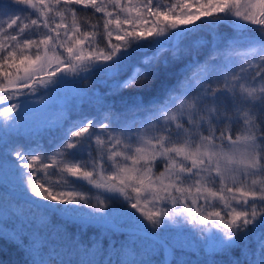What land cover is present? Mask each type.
Wrapping results in <instances>:
<instances>
[{"label":"snow or ice","instance_id":"1","mask_svg":"<svg viewBox=\"0 0 264 264\" xmlns=\"http://www.w3.org/2000/svg\"><path fill=\"white\" fill-rule=\"evenodd\" d=\"M77 5L92 15L82 18ZM224 22L232 32L214 36L203 59L193 58L190 37ZM182 47V66L158 53L136 66L142 49ZM81 72L112 77L128 101L115 111L101 105L63 129L50 156L39 145L8 149L6 141L0 151V173H18L31 213L26 264H49L43 230L59 231L57 215L127 228L132 240L116 250V264H149L138 258V232L186 224L204 226L214 251L258 237L231 264H264V0H0V103L12 101L0 111L12 124L0 132L19 123V96L38 86L54 91ZM137 90L151 99L145 103ZM85 184L99 191L86 195ZM8 215L26 214L0 197V221L7 224ZM24 229L22 221L20 231L0 234L23 247ZM79 264L101 262L85 249Z\"/></svg>","mask_w":264,"mask_h":264},{"label":"trees","instance_id":"2","mask_svg":"<svg viewBox=\"0 0 264 264\" xmlns=\"http://www.w3.org/2000/svg\"><path fill=\"white\" fill-rule=\"evenodd\" d=\"M192 2V0H191ZM162 4H168L169 0H161ZM77 8L82 9L81 16L82 18L87 16H91L93 10L92 9H83L82 6L77 5ZM195 9H192L194 11ZM101 14H96V16H100ZM34 18V17H33ZM210 19V18H206ZM95 22L94 20H90L89 23ZM83 23V19H82ZM199 23V22H198ZM250 28H256L259 26L249 25ZM232 25L224 22L221 24L214 25L209 27L207 25H203L201 29H199L196 33L192 35L189 39V44L192 47V57L195 58L197 52L200 53V59H203V54L207 49H209L213 43L214 36L218 34L228 35L232 32ZM158 53V59L163 62L164 60L173 61L174 56L178 60V66H182L183 63L187 61V52L182 47L180 50L169 48L167 51H160L158 49H142L141 51L134 54V60L136 61V66H140V61H143L145 56H153ZM180 57H183V60H179ZM104 75L101 80H92L91 77L94 75H88L87 73L81 72L79 77H76L75 80H78L79 87H83L86 85L85 93L90 92L93 98H85L82 99V102L78 104L76 111H65L61 119L57 120L60 127L55 126L50 131H47L46 134L41 135L36 140H28L23 138L22 136H14L10 139V135L8 139L0 140V151L7 150L5 148V141L7 142L8 149L15 148L23 145L24 147H35L37 145L43 147L47 154L50 156L52 154L54 142L58 139V137L62 134V130L67 128L68 123L78 122L81 120H85V118H90L94 116L101 105H104V101L102 102V96L105 97H113L112 102L115 99H122L124 97L128 101L129 93L127 90H122L120 92H116L115 90L109 94L104 95V92L99 93V89L103 87V82L111 78L110 76L104 73H96V75ZM129 74V72L127 73ZM69 75V74H68ZM87 76L86 79H82L81 77ZM71 78L67 77L69 81ZM91 83L92 85H87L86 83ZM105 86V85H104ZM103 90V89H102ZM138 94L145 96V103L148 102V99L151 97H147L142 90H137ZM84 94V93H82ZM3 95V93H0ZM95 96V97H94ZM96 97H99V100H96ZM96 100V102L94 101ZM97 103V104H96ZM112 104V103H111ZM108 107H111L113 111L117 110V105L114 103ZM106 107V106H105ZM75 114L76 121L73 120V116ZM68 122V123H65ZM86 122V120H85ZM69 127V126H68ZM32 134V133H31ZM236 133H234L235 135ZM13 135V134H12ZM11 135V136H12ZM31 139V138H30ZM12 159H15L12 156ZM59 159V157H57ZM45 163H50V161L46 160ZM38 166V165H37ZM162 170V166L158 165L154 171L159 172ZM54 171V170H53ZM53 181H58L60 177L58 175H52L50 177ZM85 194L86 195H94L99 190L92 189L91 186L85 184ZM104 195H110L108 193H104ZM7 196L9 207L12 210H19L20 212L26 214L21 215L20 219L17 220L15 217L8 215L5 217L7 220V224L4 221H0V229L11 233L14 229L20 231L21 222L23 221L25 224V229L20 233V241L23 243V247L19 246L17 241L9 239L8 237L0 234V264H26L29 257L25 252V248L27 247V240L31 239L29 235L30 225L27 224V220L31 219V213L29 212V205L25 203L24 199L17 197L16 195H10L6 192H3L2 187H0V197ZM123 200V197H120ZM111 203V202H109ZM169 207H171L169 205ZM88 210V209H85ZM36 210L33 208L32 212L34 213ZM51 219V217H49ZM56 221L59 223L60 228L59 231L55 227L50 226L48 229L43 230L44 237H46V249L45 255L47 256L49 253H52V259L49 260V264H59V261L62 259L64 264H68L69 261L73 262V264H79L81 256L85 249L89 251V254L95 253V259L100 261L101 264H106L109 259L116 264L117 256L116 250L121 248V245L126 243H131V238L127 232L118 231L114 229H109L107 226H103L98 222L94 223H82L79 220H66L63 216L57 215ZM204 226H191L184 225L183 229L180 230L183 237L191 236L190 238H194L195 241H198L197 238L200 236H205V232L199 231V229ZM176 230L171 225L168 228L163 229L168 238L170 233ZM168 231V232H166ZM162 236V234H161ZM189 238V237H188ZM189 238V239H190ZM165 241L168 242L169 239L165 238ZM189 239L185 238V242L180 243L179 245H172L173 256L169 260V264H231L232 261L235 260L239 248L243 247L245 252H248L250 248L254 247L257 243L258 237H253L251 240L245 239L243 244L234 247L232 251L226 252L223 250H211L209 247H205L204 245H192L189 243ZM168 240V241H167ZM172 244V243H170ZM55 249V252L52 250ZM59 253V255H56ZM254 258L251 254L247 257V259ZM240 259L244 261L246 258L241 256ZM149 264H162V262L152 256L151 259L147 258Z\"/></svg>","mask_w":264,"mask_h":264},{"label":"rangeland","instance_id":"3","mask_svg":"<svg viewBox=\"0 0 264 264\" xmlns=\"http://www.w3.org/2000/svg\"><path fill=\"white\" fill-rule=\"evenodd\" d=\"M192 3H195V0H192ZM190 11H192V9H190ZM126 75H130V71L129 74ZM68 77L71 78L69 82L62 84L59 88H56L54 91H50L48 88L44 86H38L35 94L19 96L17 98L18 101L17 111L21 113L20 116L18 117L19 123L11 127H8V131L6 135L3 132H0V136H3V139H8V136L10 135V139H12V137L14 136H22L23 138H26L28 140H36L38 139V137L46 134L47 131H50L55 126L60 127L57 120L62 118L63 113L65 114V111L77 112V108L75 109L74 107L78 106V104L82 102V99L93 98L92 95H90L91 94L90 92L87 93L84 92L86 88L85 84L83 87H79V84L71 82L76 77H74L72 74H69ZM103 77H104L103 74L102 75L94 74L91 77V79L101 80L103 79ZM91 83L94 82H89L86 84L92 85ZM112 85H113V78L111 77L106 79L102 84L103 87L101 88V90L99 89L97 95L100 96L99 93L101 92H104L103 93L104 95L111 93L112 91L115 90ZM124 97H122V99H115L113 102H112L113 97L107 98L105 96H102L101 98H102V102L104 101V105L106 107H108L109 104L114 103L115 105H117V109H122L123 103L127 101ZM96 100H99V97H96ZM96 100L94 101L96 102ZM11 103L12 101H8L6 103H0V111H2L4 107L10 106ZM13 115H15V113H13ZM75 119L77 118L75 117L74 114L72 121H76ZM11 124H12L11 121L6 120L3 116H0V128H4L5 126ZM71 124L72 123L69 122L67 128ZM17 175L18 173H13L12 171L7 172V174L0 173V187H2L3 192H6L10 195L12 194L14 196L16 195L17 197L24 199L23 194L20 192L19 187H17V181H16ZM84 211L87 212L89 211V209L88 210L84 209ZM94 214L99 215V213H94ZM142 222L145 223V225L147 226L146 221H142ZM86 223H94V222H86ZM118 231H124L129 234V230L127 228H120ZM152 231L153 230L149 228V231L147 233L138 232L136 234V242L140 250V256L138 258L147 260V258L151 259L152 256H154L158 258L162 262V264H169V260L173 256L172 245H179L183 241L185 242V238L189 239L191 237V236L183 237L180 230L177 231L173 230V232L166 231L170 233L169 235L170 238L166 236L165 231L163 232V229L156 230L155 235L152 234ZM212 231L215 232L216 229H212ZM206 235H210V233L205 232V236ZM205 236L202 237L199 236L197 238L198 241H195L194 238L193 239L190 238L189 243H191L193 246L200 244V245H204L205 247H208L204 241ZM164 237L169 239V241L167 240L168 242H166Z\"/></svg>","mask_w":264,"mask_h":264}]
</instances>
